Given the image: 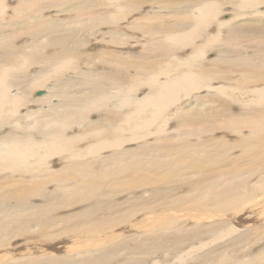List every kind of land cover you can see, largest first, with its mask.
Returning <instances> with one entry per match:
<instances>
[{
  "label": "bare ground",
  "instance_id": "6f19581e",
  "mask_svg": "<svg viewBox=\"0 0 264 264\" xmlns=\"http://www.w3.org/2000/svg\"><path fill=\"white\" fill-rule=\"evenodd\" d=\"M5 1L0 0L1 14L5 10ZM18 1L27 8L20 10L16 18L23 19L25 14L30 19L28 25H33L34 32L28 34L34 42L17 50L13 40L21 34H17L16 28L3 37L5 41L0 42V49H4L0 50V226L8 222L6 217L14 216L13 222L1 227L3 237L12 235L9 233L11 231L20 235L34 227L51 228V223L42 221L46 217H43L42 208L46 206L39 208L40 205L31 204L37 196L44 198L43 182L32 185L44 177L56 182L62 199L87 197L97 190L127 191L128 185L137 176H140L145 186L179 182L190 172H194L191 177L197 179L192 192L160 204L168 205L166 214L162 212L165 208L161 210L157 204H147L146 208L153 217L148 224L144 221L148 225L145 238L156 241L150 243L152 251L148 255L152 256L155 249H169L165 250V257L121 259L123 252L127 251L126 240L135 235L124 237L121 229V234L112 233L108 236L106 230H115L125 216L128 219L129 214H122L116 206H109L106 212H101V206L97 212L85 215V219H90L86 225L91 228L82 229L80 221L72 224L71 231L76 240L67 257H50L41 262L32 259L28 262L26 257L16 255L1 258L0 264H7L13 259H21L23 264H159L158 259L168 264H264V176L260 177L263 174L260 171H264V88L258 91H249L242 86V90L235 89L239 93L244 90V95L251 92L252 97H255V91L258 93L256 100L252 99L246 103L249 105H244V108L254 110L253 116L238 119L235 118L236 114L228 112L230 117L220 123V127L225 128L223 134H228L229 129L246 134L235 144L218 136L220 131H214L216 123L210 104L214 98L210 95L194 96L197 98L196 105H192L190 112L182 110L181 118L172 115L179 113V108L176 112L172 110L180 102L186 101L196 92L213 89L210 84L211 80H216L213 66L220 67L215 60L208 58L205 61L208 52L218 50L222 63L232 64L226 56L228 52L225 44H214L220 42L221 33L225 31L229 41L231 39L237 46L238 40L246 36L253 40L264 38V13L252 14L251 11L262 9L264 0H238L236 3L230 0H169V4L174 5L169 7L172 9L169 13H173L169 21L174 22L171 26L167 25L159 10H154L156 5L147 8L146 5H151L154 0ZM225 5L241 8L239 18L219 19L225 13ZM53 8H58L59 16L70 12L79 15L74 18L62 17L61 20L42 16L44 11ZM195 8L198 9L193 11ZM83 15H88V18H81ZM250 15L256 16L255 19L248 17L242 27L240 22L243 16ZM70 20L79 21L80 26L83 22L87 32L93 39L96 38L93 45H100L97 44L98 40H103L102 36L108 34L109 41L101 46L104 49L117 48L105 51L113 59V64L105 68L110 73L99 71L89 74L81 71L82 67H76L74 60L77 59L80 45L85 42L80 44L78 41L75 46L73 36L78 28L72 29L69 35L65 32L70 30L66 29ZM28 25L24 26L25 29ZM208 27H213L215 36L209 35ZM58 34H61L58 39L53 37ZM161 35H165L169 42ZM198 39L202 41L195 43ZM143 40L147 43L142 51L135 53L126 48L138 47ZM46 45L54 47V53L49 56L43 55L44 51L48 53ZM83 46L82 49L89 45ZM120 48L127 50L119 51ZM189 48L191 50L187 51ZM255 48L263 50L264 45L259 44ZM260 63V67L250 60L244 63L239 71L244 76L242 83H249L255 75H258V82V68H264V55ZM36 65L40 66L41 73L29 77L27 74ZM99 65H104L103 61H98ZM69 73H74V76L69 77ZM86 77L91 78L89 82L84 81ZM260 78L264 81L263 75ZM214 89L217 93L225 94L220 88ZM37 92L44 93L38 97ZM232 97L235 101L240 99L235 93ZM56 99L59 103L53 102ZM96 112L98 118L91 120L95 116L92 114ZM100 113L106 114L107 119ZM26 121L29 123L25 124ZM179 125L181 129L175 133L165 131V127ZM244 126L250 134L243 132L246 131ZM8 129H11V133L5 132ZM81 130L83 134H75ZM154 136H157L155 141H160L159 144L149 141ZM190 136H197L200 141L191 143L186 139ZM86 138L91 144L84 148L80 143ZM132 141L142 142V145L107 153ZM80 146L85 150L79 151ZM233 146L242 148L243 156L228 157ZM97 154L104 156L97 161H90ZM86 157L89 159L85 160ZM49 162H66L68 167H57L53 172L43 167ZM21 168L38 170L37 175L27 181L32 187L26 190L23 189V181L18 184L13 181L14 189H9L7 177L11 173L15 175L17 169ZM151 170L163 175L152 179L155 174H150ZM134 174L130 180L128 176ZM255 175L260 177V181L250 186L249 179ZM175 185L178 191L185 188L181 183ZM52 199L53 202L57 200L54 194ZM136 224L133 223L132 227ZM110 244L113 245L108 246ZM76 246L78 249L84 248L83 260L76 257L82 253L81 248L79 251L75 249Z\"/></svg>",
  "mask_w": 264,
  "mask_h": 264
},
{
  "label": "rangeland",
  "instance_id": "374dc122",
  "mask_svg": "<svg viewBox=\"0 0 264 264\" xmlns=\"http://www.w3.org/2000/svg\"><path fill=\"white\" fill-rule=\"evenodd\" d=\"M38 1L39 2H44V1L48 2L49 1V2H52V3H56L55 0H38ZM167 1H168V3H167ZM167 1L166 0L165 1L164 0H160L159 4H157L158 0H154L151 5H146V6H147V8H150V7L154 6V5H156L158 8L155 7L154 10L155 11L159 10V12H160L159 14H161V15L163 14V18L168 22L167 25L171 26L174 22L172 21L173 22L172 23V22L169 21V20H171V18H173V13H171L172 9H170V8L172 6L174 7V5L173 4L170 5L169 4L170 1L169 0H167ZM217 1L226 2L228 0H217ZM230 1H232L233 3H236L238 0H230ZM165 3H167V5H165ZM3 5L5 6V10L2 11V14L0 13V42L1 41H5L6 39H3V37H6L8 35V33H10L11 31H14L15 28H16L17 29L16 31H18L17 34L18 35L21 34V36H18L17 38H15L13 40L14 47H16L17 50H21L26 45L29 46L30 43L34 42V40L31 39V35L29 36V34H28L29 32L30 33L34 32L32 30V27H31L33 25H28V23H30V19L28 17H26L25 14H23L24 11H21V12H22L23 16H25V17L23 19H17L19 17V11L22 10V9H25L27 7L24 6L25 7L24 8L23 5L19 4L18 0H6L3 3ZM225 6H226L225 9H224L225 13L223 12L222 16H219V19H221L222 21L223 20H227V19L229 20V19H232V18L235 19L236 17H238L240 15L241 8L237 9L236 7H233L234 5H232V6L225 5ZM159 7H160V9H159ZM196 9H198V8L193 9V11H196ZM258 10H260V11H258ZM258 10H251L252 14L253 13H259V12H261V13L263 12L264 13V7L262 9H258ZM16 11H18V12H16ZM169 11H171V12L169 13ZM255 11H257V12H255ZM58 12H59L58 8H53V9H49L47 11H44V13L42 12L43 13L42 16L44 17L46 15L45 18H47V17L50 18V16H52L53 19H57L58 18L57 20H61L62 17L74 18L75 16L79 15V13H77L75 15L74 12H70L68 15H64L63 14V15L59 16ZM80 17L81 18L85 17L84 19H87L88 15H85V16L83 15V16H80ZM248 17L250 19H252V18L255 19L256 16L253 17V16L250 15V16H243V18L241 17L242 21L240 22V24H241L242 27L244 25L243 21L245 19H247ZM44 20H41V22H43ZM14 22H15V24H14ZM78 22L79 21L74 22V21L70 20L68 26H66V29L67 30L70 29V30L69 31H65L69 35V33H71L73 31L72 29H77L78 28V30L76 32V35L73 36L75 46H76V43L78 41L80 42V44L81 43L83 44L85 42L83 45H85V44L89 45V46L86 47L87 49L83 48L84 50L82 49V47H84V46L80 45V49H79L78 54H77L78 55L77 59L74 60L76 67L77 68L78 67H82L81 71L87 72L89 74H95V73H98L99 71L100 72L102 71L103 73L104 72L105 73L109 72L110 70L109 69H105V68L110 67L113 64V61H112L113 59L106 52L108 50H110V49L117 50V48L110 47V49H104L101 46L102 43L105 44V43H107L109 41L108 34L102 36L104 38L103 40L100 38L98 40V43L96 42L97 44H100V45H98V46L93 45L92 43H94L96 41V38L93 39L92 36L90 35V32H87V30L83 27V22H82L81 26H80V22L79 23ZM25 23L28 26H30V27L28 28V26H27V29H25V27H26ZM20 24H23V25H20ZM76 25L79 26V27H76ZM208 28H207V31L210 33L209 35L213 34V36H215L216 35V31L214 32V30L212 29L213 27L212 28L208 27ZM12 29H14V30H12ZM24 29H25V31H23ZM81 29L85 30L86 32L84 33ZM24 32H27V33H24ZM208 32H206V34H208ZM88 33H89V35H88ZM60 35L61 34H58V35L53 36V37H57V39H58V37H61ZM220 35H221L220 42L217 43V41H216V43L214 42V44H219V45L220 44L221 45L225 44L224 47L227 49V52H228V53H226V56L232 62V64H224V63H222L223 60H222L221 55L219 54L218 50L217 51L208 52V54L205 56V61L207 62L208 58L211 59V60H215V62L220 67V68H217V67L213 66V68L215 69V76H216V80H214V81L211 80V82H210L211 86H213V89L209 88V89L203 90L201 92H196L197 94L195 93L192 97L193 98L201 97V96L202 97H204V96H208L209 97V95H210V96H212L211 98H214V102L211 101V103H210L211 104V112H213L212 114L214 116V120L213 121L216 123L214 131L216 133H218L220 131L221 134H219L218 136H222L225 139L229 140L231 143L235 144V143H238L239 141H241L243 136H245L246 134L244 135L242 133L239 134V133H236V132H232L231 129H229L227 131L228 134L227 133L223 134L222 132L225 131V128L220 127V123L225 122L230 117L228 115V112H233V114H236L235 118H238V119H242V118H245V117L247 118V117L253 116L255 114L254 110H252V109L249 110L250 108H244V105H249V104H246V103H249L250 100H252V99L256 100V97H257L258 93L255 91L254 92V96L255 97H252L251 92L246 94V95H244L243 94L244 90H243L242 93H241V91L239 93V91L235 90V89L237 88V89L242 90V88H248L249 91H252V90H257L258 91V90H261V89L264 88V81H262L261 78H260L262 75L264 76V68H258V72H259L258 74H260L258 82H257V79H256L258 75H255L254 77H252L250 79L251 81L249 83H247V84L246 83H242L241 81L244 80V76H242L239 73V71L243 67L244 63L246 61H249V60L256 67H260L259 66V65H261L260 60H261V56L264 55V49L263 50H259V49H256L255 47L257 45H259V44L264 45V38H262V39L259 38V40L258 39L257 40H253V39H249L250 37L246 36V38H241L240 40H238L239 44L237 46L236 44H234L232 42L231 39H230V41L232 43L229 41V37L227 36L225 31H224V33H221ZM161 36H163V38L166 39L167 42H169L168 38H166L165 35H161ZM98 37H101V35H99ZM222 37H224V38H222ZM200 38H203V37L200 36ZM86 39H88V40H86ZM200 41H202V39H198V41L196 40L195 43H198ZM225 41H227V43ZM16 42L17 43L19 42V43L17 44ZM145 42L147 43V41H144V40L141 41L139 43L138 47H132V48L131 47H126V48L127 49L130 48V50H132L133 52L136 53V52H139V51L143 50L142 47L146 46ZM23 43H25V44H23ZM141 43H142V45H141ZM7 44H10V43L8 42ZM44 44H45V42H44ZM23 45H25V46H23ZM110 45H111V43H109V46ZM126 45H123V46H126ZM46 46H48V45H46ZM91 47H93V48H91ZM126 48H120L119 51H125V50H127ZM46 49L48 50L47 52L49 54L44 51L43 52L44 56H49L52 53H54V47H52L51 45H49L47 48H45V50ZM49 49H51V51ZM96 49L99 50V51L101 49H104V50H102L101 52H97ZM0 50L3 51L4 49L1 48ZM82 50L84 51V53L82 52ZM189 50H191V48H189L187 51H189ZM95 51L97 52V54H95L96 53ZM92 53H94V54H92ZM0 54H2V52H0ZM98 61H101V62L103 61L104 65H102V66L99 65L100 66L99 67L98 66ZM94 62H96V63H94ZM167 62L168 61H165V63H167ZM94 64H96L99 68L97 69L96 65H94ZM91 65H94V66H91ZM37 67L32 68V70L29 71L30 74L29 73L28 74L26 73V74L28 76L30 75L29 77H32L33 75L36 76L37 73L38 74L41 73L40 72V69H41L40 66H37ZM85 67H89L90 69H84ZM26 74H25V76L27 77ZM70 75L74 76V73H69L68 76L70 77ZM90 79H91L90 77H86L84 81L85 82H89ZM241 86H242V88H241ZM214 88L222 89L225 92V94L222 95L221 93H217L216 89H214ZM40 90H37V91H40ZM43 90H45V89H42L41 91H43ZM233 93H235L236 96H240V99L235 101L234 98L232 97ZM197 95H199V96H197ZM192 97L188 98L186 101L180 102L179 104H177V106L173 107L172 112H174V111L176 112L177 109L179 108L178 109L179 113H174V114L172 113V115H174V117H178L179 116L178 118H181L180 115H182V113H181L182 110H184L186 112V110L188 111L189 109L192 108V105H196L197 98L193 99ZM215 100H216V102H215ZM53 102L59 103V100L56 99ZM192 102L194 104H192ZM263 102H264V100H263ZM185 107H186V109H185ZM240 107H241V109H240ZM31 108L34 109L35 106H32ZM263 109H264V106H263ZM188 112H190V110ZM211 112H210L209 115H211ZM93 115H95V116H93ZM100 115L103 118L107 119L106 114H101L100 113ZM92 116H93L92 117L93 119L91 118V120H96V118H98L97 117L98 113L97 112L93 113ZM231 118H233V117L231 116ZM28 123H29V121L25 122V124H28ZM175 126H173L172 128L165 127V131L166 132H170V133H175V132H177V130L181 129L180 125L177 126V127H175ZM177 128H179V129H177ZM244 129L246 130V126H244ZM82 131L83 130H81L80 132L77 131L75 134H78V135L83 134ZM5 132L6 133L7 132L11 133V129H8ZM243 132H247V133L250 134L249 129L246 130V131H243ZM75 134L73 135L74 137H76ZM156 139H157V136H154L149 141L154 142L155 145L159 144L160 141H155ZM186 139L189 140L191 143L200 141L199 137H197V136H194V137L190 136V137H188ZM86 140H87V138L85 139V141ZM85 141L83 140L80 143V145H82V146L84 145V148H86V145H90L91 144V141H89V139L87 140L88 142H85ZM141 145H142V142L132 141V142H129L128 144L120 147V148H113L111 150H108L107 153L110 154V153H113V151H121L123 149L133 148V147L135 148L136 146L139 147ZM82 146H80L81 149L79 151H84L85 150V149L84 150L82 149ZM243 151L244 150L242 148H239V147L236 146V147H234V149L227 156L228 157L235 156V158H240L241 156H243ZM35 154H36V152H35ZM101 156H104V154H97L95 156H92L90 158L91 159L90 161H97L98 159H100ZM84 159L88 160L89 158L86 157ZM57 161H59V160H57ZM56 165H58V166H56ZM43 167L54 172L57 167H58V169L59 168H63V169L66 168L67 169L68 164L66 162H64V163L49 162L48 165H44ZM30 171H32V170H29V169L26 170L25 168H21V170L17 169L15 175L11 173L10 176L7 177L8 187H9V189L12 190V189H14L13 181L15 182V184L16 183L17 184L21 183L23 181V184H22L23 185V189L29 190V188H31L32 185L38 183L39 181L43 182L42 194H44V198H39V196H37L36 199H33L31 201V204L35 205V206L40 205V206H38L39 208H42L44 206L47 207V208L46 207L42 208V213H44L43 217L46 216L44 219L42 218V221L43 222L47 221L48 224L51 223L49 225L51 228L48 227V229H47V226H46V228H44V227H34L33 229H28V230L25 229L26 231L20 233V235H18V234L15 235L16 231H11L9 233L12 234V235L6 236V238L3 237V235L0 233V259L3 258V257H8V256L10 257V256H16L17 255L18 257H22V256H24V258L26 257L28 262H29V260H32V259L33 260L34 259H36V260L38 259L41 262V261H43L45 259H49L50 257H52L53 259L57 258L58 256L67 257V255H70V250L69 249L74 247L73 242L76 240L75 236H73L75 234L71 231L72 230V226H73L72 224H75V223H77V221H80L81 223L80 222L79 223L82 224V226L79 225V227L81 226L82 229H83V227H84L85 230L91 228V227L88 228L87 225H86L88 222H90V219L89 218L85 219V218H87L85 215L86 214L90 215V214L93 213V211L97 212L98 209L101 206H102L101 207L102 208L101 212H106L105 210L109 206H111V207L116 206V208L118 210L120 209L119 211L122 214H125V215L129 214L128 215V219L129 220L127 219V216H125L124 220H121L120 224L118 226H116V227H119V228L115 227V230H106L108 236L110 234H112V233H120L121 234V232H120L121 229H122V233H123L121 235L124 236V237L125 236L129 237L131 235H135V236L131 237V238H133V240L130 241L129 239H131V238L127 239L128 241L126 240V242H127V247H126L127 251L123 252L124 255L121 256V259L124 258V257H136V258L145 257V258H148V257H157V256H160V255H164V257H165V254H166L165 250H169V249H165L164 251L162 249H155L153 251V255L152 256L148 255L149 252L152 251V250H150V243L151 242H156V241H152V239L145 238V236L148 235V233L146 234V232H145L147 230V228H148L147 224L152 221V219H150V218L153 217V216H150L151 214L149 212V209H147L146 207H148V205L150 203H152V206L153 205L155 206L157 204L156 206L160 207L161 210L163 208H165V209H163L162 212H163V214H166L167 210L169 208L168 205L164 204L162 206L160 204H163L164 202L168 203V201H171V198H172V201H173L174 199H178L179 195L181 196V195H184V194H188L189 192H192V189L194 188L195 183H196L195 179H197L196 177H191V176L194 175V172H190L187 177H183L181 179V181H179V182L173 181V182L167 183L165 185L163 183L162 184L161 183H157L155 185L145 186V185H143V183H141L140 176H137V178L133 181V183L128 185V189H126L127 191L118 192L117 189H114V190H106V192H104V190H97V191L92 192L91 194H89L87 197L86 196L85 197H83V196H74V197H70L71 199L70 198L62 199L63 196L60 195L61 190L57 186L56 182L50 180L51 178H49V177H44L41 180H36V181H34L32 183V185L28 184L27 181L31 180L33 176H36L38 170L37 171H32V172H30ZM261 172H263V174H261L262 176H260V177H263L264 176V171L262 170V171H260V173ZM149 173L150 174H155V176H153L152 179H155L157 176H162L163 175V174L160 175L157 172H154L152 170ZM260 173H257V174L259 175ZM135 174L128 176L129 179L131 180L135 176ZM1 175H3V173ZM258 175H255L252 178H250L249 179L250 183L249 182H247V183H249L250 186L258 183L260 181L259 180L260 177H257ZM241 179H243V177ZM70 180H72V179H69V181ZM3 182L6 183V181H3ZM179 183L184 184L185 188H182V189H180L178 191L177 190V186L175 184H179ZM130 190L132 191V193H131ZM122 192H124V193H122ZM147 192H149V193L147 194ZM52 194H54V196L57 198V200L54 201V202H53V199H52ZM171 194H172V196H171ZM48 195H50V197ZM147 197H149L148 200H147ZM150 197H151V199H150ZM45 198H46V200H45ZM261 198L262 197H260V199ZM158 203H159V205H158ZM140 206H143V207L140 208ZM133 207H135V208H133ZM43 209H45L47 211H45ZM87 210H89V211H87ZM136 210H137V212H139V215L136 212ZM140 211H141V213L142 212H144V213L141 214ZM29 212H32V211H29ZM145 212H147V213H145ZM83 214H84L85 217H83ZM143 214H145V215H143ZM26 217H28V216H26ZM82 218H84L85 220H83ZM6 219H9L8 222L6 224H4V225L1 224L0 230L3 229V228H1L2 226H7L11 222H13L14 221V216L6 217ZM30 219H31V217H30ZM31 220H33V219H31ZM144 221L146 223L147 222L148 223L145 224ZM133 223H137L136 226L132 227ZM85 225H86V227H85ZM190 225H192V224H190ZM54 226L56 227L57 230L54 228ZM109 231H112V232H109ZM1 236L3 237V240L1 239L2 238ZM79 237H80V235H79ZM123 239H125V238H123ZM115 241H116V239H115ZM111 245H113V244H110L108 246H111ZM76 248L78 249L77 246L75 247V249ZM80 248L81 247H79L78 251L82 249V248L81 249ZM78 251H76L75 253H77ZM81 251H82V253L79 254V255L77 254V256H76V257H80L79 260H83L82 257H83V251H85L84 248ZM115 256L117 257V254ZM84 259H85V257H84ZM119 260H120V258H119ZM157 261H160L159 264H168L167 261L163 262L162 260H159V259ZM2 262H4V261H2ZM7 264H23V262L21 261V259H18V260H16V259L14 260L13 259L10 262H8Z\"/></svg>",
  "mask_w": 264,
  "mask_h": 264
},
{
  "label": "water",
  "instance_id": "95a60500",
  "mask_svg": "<svg viewBox=\"0 0 264 264\" xmlns=\"http://www.w3.org/2000/svg\"><path fill=\"white\" fill-rule=\"evenodd\" d=\"M43 93H44V92H37V94H36V95L39 97V96H42V95H43Z\"/></svg>",
  "mask_w": 264,
  "mask_h": 264
}]
</instances>
